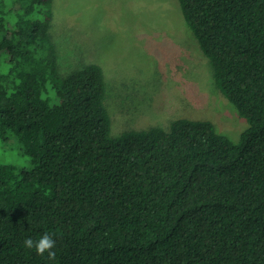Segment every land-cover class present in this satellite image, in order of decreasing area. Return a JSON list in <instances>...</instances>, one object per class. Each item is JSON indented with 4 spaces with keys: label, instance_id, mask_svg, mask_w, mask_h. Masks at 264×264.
Returning a JSON list of instances; mask_svg holds the SVG:
<instances>
[{
    "label": "trees",
    "instance_id": "16d2710c",
    "mask_svg": "<svg viewBox=\"0 0 264 264\" xmlns=\"http://www.w3.org/2000/svg\"><path fill=\"white\" fill-rule=\"evenodd\" d=\"M237 140L178 117L110 135L102 67L58 70L52 0H0V264H264V0H178ZM49 233L55 259L24 247Z\"/></svg>",
    "mask_w": 264,
    "mask_h": 264
},
{
    "label": "rangeland",
    "instance_id": "374dc122",
    "mask_svg": "<svg viewBox=\"0 0 264 264\" xmlns=\"http://www.w3.org/2000/svg\"><path fill=\"white\" fill-rule=\"evenodd\" d=\"M51 11L60 74L89 63L103 69L111 136L168 129L178 117L210 120L232 140L246 127L216 87L178 0H52ZM1 164L29 166L13 137L0 139Z\"/></svg>",
    "mask_w": 264,
    "mask_h": 264
},
{
    "label": "clouds",
    "instance_id": "9594fccd",
    "mask_svg": "<svg viewBox=\"0 0 264 264\" xmlns=\"http://www.w3.org/2000/svg\"><path fill=\"white\" fill-rule=\"evenodd\" d=\"M24 247L27 249H34L38 255L43 256L47 252V257L49 260L55 259V240L52 236L45 232L38 239L33 240L32 238H26L23 241Z\"/></svg>",
    "mask_w": 264,
    "mask_h": 264
}]
</instances>
